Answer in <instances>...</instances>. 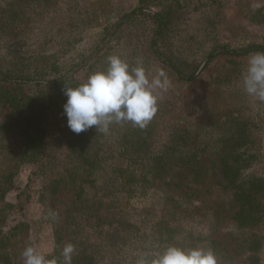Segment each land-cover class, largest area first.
Returning <instances> with one entry per match:
<instances>
[{"label":"trees","instance_id":"16d2710c","mask_svg":"<svg viewBox=\"0 0 264 264\" xmlns=\"http://www.w3.org/2000/svg\"><path fill=\"white\" fill-rule=\"evenodd\" d=\"M228 1L137 0L116 13L110 0H0V264H24L32 246L28 222L7 226L31 200L30 185L17 204L7 199L25 164L45 178L39 198L54 235L46 260L63 264L72 243V264H136L168 245L211 249L218 264H264V155L250 153L247 139L255 124L230 106H217L222 124L196 115L191 98L198 82L207 96L234 84L250 54L264 52V5L246 7L248 26L261 29L253 39L242 24L235 43L210 42L227 24ZM202 8L210 25L197 64L179 50L178 35L184 13ZM114 16L89 53L62 65L86 30ZM111 55L142 65L149 80L163 71L169 86L154 90L157 111L144 128L123 122L76 134L64 114L65 86L105 71ZM255 163L261 169L251 172Z\"/></svg>","mask_w":264,"mask_h":264},{"label":"clouds","instance_id":"9594fccd","mask_svg":"<svg viewBox=\"0 0 264 264\" xmlns=\"http://www.w3.org/2000/svg\"><path fill=\"white\" fill-rule=\"evenodd\" d=\"M107 61L105 71L91 73L78 86H65L64 114L67 126L76 134L93 126L107 132L112 123L123 122L144 128L157 111L159 97L154 90H167L169 86L163 71L149 80L142 65L131 67L117 55L109 56ZM243 85L249 96L264 102V52L250 54ZM74 251L72 243L63 247V264H72ZM22 257L24 264H57L55 259L46 260L32 246L24 249ZM136 264H218V258L211 249L168 245L151 258L138 257Z\"/></svg>","mask_w":264,"mask_h":264},{"label":"rangeland","instance_id":"374dc122","mask_svg":"<svg viewBox=\"0 0 264 264\" xmlns=\"http://www.w3.org/2000/svg\"><path fill=\"white\" fill-rule=\"evenodd\" d=\"M93 0H79L83 6H89ZM116 13H126L135 8L137 0H110ZM264 5V0H229L224 8L225 16L227 17V24L225 27H218L215 32L209 36L210 42L214 38H219L222 41L235 43V38H230L240 31V27L243 24L246 27L247 35L250 39H253L255 33L260 32L261 29L255 26H248V21L245 16L246 7H259ZM210 9L202 8L201 10L185 12L182 20V25L179 27L180 32L178 35V48L182 52L183 56L188 59H194L199 64L203 59V52L199 50V45L205 39L203 29L210 24L205 19V15ZM243 14V15H242ZM116 17H112L109 20L102 19L101 25L98 27L86 30L81 36L79 42L76 44V48L71 54L62 60V65H69L77 60L81 55L89 53L92 48L97 44L104 30V27L110 22H113ZM217 20V18L215 19ZM30 25V24H29ZM264 27L262 25H257ZM229 28L230 33L226 30ZM6 37H0V41L5 43ZM209 42V43H210ZM124 43V42H123ZM245 73V72H244ZM201 82H198L193 87L191 94L192 105L197 111L196 115H204V117H213L220 124L225 120V117H218V114L222 112L217 109V106L221 105L224 109L228 106L231 107L232 114L242 120H248L251 125H254L256 133L252 128V135L249 134L250 140V153L264 155V124H260V117L257 116L259 111H264V102L259 101L256 98L249 96L243 85V75L232 85L224 86L218 90L212 89L210 95H206L201 90ZM215 90V91H214ZM214 91V92H213ZM228 111V112H229ZM264 115V112H263ZM223 119V120H222ZM211 121V120H210ZM260 127H263L261 129ZM220 125L215 127L219 129ZM214 137L217 133L213 134ZM261 169L259 164H253L251 172H256ZM34 169L31 165H23L20 168L18 175L15 178L16 189L11 191L7 199L10 203L17 204L19 190L24 189L27 185H30L28 189L31 194V200L26 205L25 210L22 212H14L8 222L7 226L10 227L18 221H26L31 227V240L32 247L37 252L44 255L47 258L53 251L54 247V235L51 227V223L47 222L44 217V206L40 202L39 191L42 188L45 178L33 173ZM44 217V218H43ZM260 261L264 263V243L260 254Z\"/></svg>","mask_w":264,"mask_h":264}]
</instances>
